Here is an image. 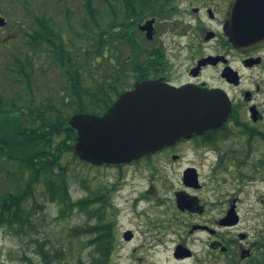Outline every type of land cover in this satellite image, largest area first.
<instances>
[{
  "label": "flooded vegetation",
  "instance_id": "obj_1",
  "mask_svg": "<svg viewBox=\"0 0 264 264\" xmlns=\"http://www.w3.org/2000/svg\"><path fill=\"white\" fill-rule=\"evenodd\" d=\"M233 1L130 0L127 4L129 13L139 4L157 11V16L136 26L139 29L153 19L152 38L140 30L126 45L128 90L139 82L160 80L176 89L193 86L224 91L231 108L222 126L143 158L148 164L146 175L141 174L147 180V194L155 186L168 188L176 210L188 215L167 216L166 221L155 217L152 244L141 240L135 245L134 230L115 233L113 197L120 191L119 183L93 187L97 214L86 217L83 236L92 235L96 241L110 237L112 254H116L118 241L133 243L130 264H264V152L257 159V123L262 119L257 95L264 91V42L242 49L232 45L224 26ZM188 145L192 163L180 171L173 189L162 168L179 163ZM200 159L211 163L205 177L196 166ZM207 176L210 180H205ZM160 251L165 256L152 260Z\"/></svg>",
  "mask_w": 264,
  "mask_h": 264
},
{
  "label": "trees",
  "instance_id": "obj_2",
  "mask_svg": "<svg viewBox=\"0 0 264 264\" xmlns=\"http://www.w3.org/2000/svg\"><path fill=\"white\" fill-rule=\"evenodd\" d=\"M102 1L105 10L101 18L93 0H86L88 18L77 23L71 21L68 12L63 23L46 14H27L29 25L21 31L26 39L24 49L12 54L13 60L6 67L14 75L12 81L17 89L5 91L2 86L4 91H0V226L20 238L30 237L37 263L27 259L29 264L114 263L113 240L108 236L96 241L92 235H86L85 254L77 256L57 248L49 238L32 237L48 223L47 203L57 206L59 219L74 212L88 217L97 214L96 190L76 172L77 166H94L79 160L74 153L76 132L68 121L79 112L101 115L119 93L129 88L126 45L138 35L139 23L157 16L155 8L144 4L129 13L130 0ZM75 38L86 40L88 47L76 48ZM76 51H80L77 59ZM81 51L85 60L80 59ZM37 54L47 55L61 70L70 89L68 93L60 98L37 95L33 86ZM84 64L91 78L90 70L97 66L98 79L92 87L83 86ZM71 179L84 186L85 197H72ZM105 206L104 202L102 208ZM83 234L78 225L70 229L68 237L79 239ZM95 242L98 246H94Z\"/></svg>",
  "mask_w": 264,
  "mask_h": 264
},
{
  "label": "rangeland",
  "instance_id": "obj_3",
  "mask_svg": "<svg viewBox=\"0 0 264 264\" xmlns=\"http://www.w3.org/2000/svg\"><path fill=\"white\" fill-rule=\"evenodd\" d=\"M86 0H0V16L6 20V24L0 29V91L1 87L5 86V91H16L17 87L13 83L14 75L6 70L10 66L12 54L17 55L18 52L23 51L24 40L22 30L29 25L27 14L33 13L34 15L46 14L54 18L58 23H63L65 14L68 12L73 23L81 22L88 18L85 10ZM93 7L98 11L101 18L104 14L105 5L102 0H93ZM23 27V29H22ZM75 47H80L84 50L88 47L86 40L75 38ZM80 54V51L75 52ZM36 62L34 64L33 86L34 91L38 96H52L60 98L62 94L70 91L69 86L66 84L65 78L61 70L51 62L50 58L43 54L36 55ZM81 60H85V56L81 51ZM87 65H83V86L92 87L98 79L97 66L93 67L92 78L87 73ZM264 78V77H263ZM4 91V90H2ZM257 106L262 115V119L257 123V159L261 157L264 152V144L261 138L264 137V91L257 95ZM187 148L183 152V158L179 163L173 167H166L163 169V174L167 180V185L171 184L172 188H176L180 171L192 163V156L190 155L191 149ZM180 152V151H179ZM210 158V156H208ZM154 160H159L155 158ZM152 160L151 162H154ZM153 164V163H152ZM211 163L208 160L200 159L196 166L204 177L209 175L208 169ZM76 172L78 177L90 181L91 186L98 184H115L119 183L117 196L114 198V205L116 206V217L114 221V230L116 234H121L124 231L134 230L136 238L134 244L137 245L141 240L145 244H152V231L155 221L152 220L156 217L162 221H166L167 216H181L186 217L187 214L179 213L173 204L172 191L159 190L157 186L155 190L147 194V180L141 174L148 171V164L146 161L141 160L132 166L123 168L121 170L116 168H98V167H82L77 166ZM257 177V185L258 184ZM205 180L208 179V176ZM117 183V184H118ZM79 181L76 179L70 180V192L74 199L82 198L85 195ZM1 188V185H0ZM146 194L147 199H142L140 195ZM210 194L205 192L204 198L209 200ZM153 199V200H152ZM162 200L159 204L158 201ZM46 214L48 216L45 228L38 231L37 235H32L33 238H49L57 248H63L67 253L69 251L73 256L84 255L85 246L83 235L79 239H71L68 237L71 228L82 226L87 222L86 214L74 212L64 219L56 218L58 208L55 204L47 203ZM150 221V222H149ZM158 234H156V237ZM156 239V238H155ZM132 244L125 243L124 240L118 241L116 254L114 256L113 264H130L129 262V249ZM33 242L30 237H18L13 234L12 230L0 226V264H29L28 260L37 263V258L33 251ZM165 252L161 251L155 254L152 260L163 258Z\"/></svg>",
  "mask_w": 264,
  "mask_h": 264
},
{
  "label": "water",
  "instance_id": "obj_4",
  "mask_svg": "<svg viewBox=\"0 0 264 264\" xmlns=\"http://www.w3.org/2000/svg\"><path fill=\"white\" fill-rule=\"evenodd\" d=\"M153 22L139 27L148 39L153 36ZM5 24L0 16V29ZM224 32L239 49L264 42V0H234ZM230 111L224 91L193 86L176 89L154 80L121 92L103 114L75 113L68 124L76 132L74 153L79 160L93 166H116L216 129Z\"/></svg>",
  "mask_w": 264,
  "mask_h": 264
}]
</instances>
